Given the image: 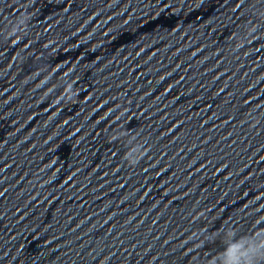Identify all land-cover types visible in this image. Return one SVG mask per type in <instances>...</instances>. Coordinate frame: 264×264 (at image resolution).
Masks as SVG:
<instances>
[{
    "label": "water",
    "instance_id": "1",
    "mask_svg": "<svg viewBox=\"0 0 264 264\" xmlns=\"http://www.w3.org/2000/svg\"><path fill=\"white\" fill-rule=\"evenodd\" d=\"M261 242L264 0H0V264Z\"/></svg>",
    "mask_w": 264,
    "mask_h": 264
},
{
    "label": "clouds",
    "instance_id": "2",
    "mask_svg": "<svg viewBox=\"0 0 264 264\" xmlns=\"http://www.w3.org/2000/svg\"><path fill=\"white\" fill-rule=\"evenodd\" d=\"M72 99L71 96L68 97ZM137 155L135 158L129 157V154L126 155V159L132 165H135L142 159L143 153L140 148L137 150ZM207 237H205V240ZM210 259L207 260H211ZM224 264H264V242L260 244H254L250 246L247 250L239 252L236 246H232L229 251L225 254Z\"/></svg>",
    "mask_w": 264,
    "mask_h": 264
}]
</instances>
